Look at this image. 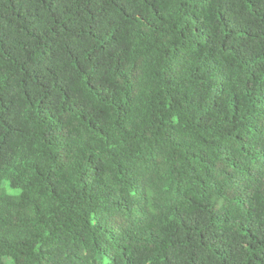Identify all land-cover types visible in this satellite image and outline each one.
Listing matches in <instances>:
<instances>
[{"label": "trees", "instance_id": "trees-1", "mask_svg": "<svg viewBox=\"0 0 264 264\" xmlns=\"http://www.w3.org/2000/svg\"><path fill=\"white\" fill-rule=\"evenodd\" d=\"M0 264H264V0H0Z\"/></svg>", "mask_w": 264, "mask_h": 264}, {"label": "rangeland", "instance_id": "rangeland-1", "mask_svg": "<svg viewBox=\"0 0 264 264\" xmlns=\"http://www.w3.org/2000/svg\"><path fill=\"white\" fill-rule=\"evenodd\" d=\"M9 191H12L11 189H9ZM10 263V261H8Z\"/></svg>", "mask_w": 264, "mask_h": 264}]
</instances>
